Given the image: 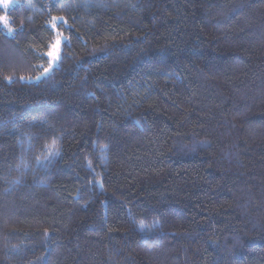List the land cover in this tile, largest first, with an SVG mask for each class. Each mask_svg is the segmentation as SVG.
<instances>
[{
  "label": "trees",
  "instance_id": "1",
  "mask_svg": "<svg viewBox=\"0 0 264 264\" xmlns=\"http://www.w3.org/2000/svg\"><path fill=\"white\" fill-rule=\"evenodd\" d=\"M0 16V264H264V0Z\"/></svg>",
  "mask_w": 264,
  "mask_h": 264
},
{
  "label": "snow or ice",
  "instance_id": "2",
  "mask_svg": "<svg viewBox=\"0 0 264 264\" xmlns=\"http://www.w3.org/2000/svg\"><path fill=\"white\" fill-rule=\"evenodd\" d=\"M0 5H3L4 7H7V0H0ZM58 18L53 17L51 23V27L53 29L56 28V21ZM60 20H62L63 18H59ZM0 24H2L3 26H5L8 31H12V28L9 25V21L7 19L6 16H0ZM67 39V37H62V34H57L55 42L51 43L49 45V51L47 52V56L50 57V65L51 62L56 61L59 59V51H60V43H61V39ZM45 71H47V69H45Z\"/></svg>",
  "mask_w": 264,
  "mask_h": 264
},
{
  "label": "rangeland",
  "instance_id": "3",
  "mask_svg": "<svg viewBox=\"0 0 264 264\" xmlns=\"http://www.w3.org/2000/svg\"><path fill=\"white\" fill-rule=\"evenodd\" d=\"M16 3V0H7V7H4L3 5H0L1 7H4L6 9L12 7L14 4ZM1 27L3 28H6L5 26H3L2 24H0ZM7 29V28H6ZM8 34H11L10 31H7ZM62 43H63V38L61 39V43H60V51H59V59L56 60V61H53L51 62V65L49 64L48 68H47V71H44L43 75L42 76H47L49 75L56 67H58L59 65V60H60V57H61V48H62ZM50 59V57H49Z\"/></svg>",
  "mask_w": 264,
  "mask_h": 264
}]
</instances>
